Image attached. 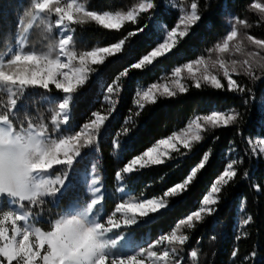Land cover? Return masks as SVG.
Instances as JSON below:
<instances>
[{
  "label": "trees",
  "instance_id": "obj_1",
  "mask_svg": "<svg viewBox=\"0 0 264 264\" xmlns=\"http://www.w3.org/2000/svg\"><path fill=\"white\" fill-rule=\"evenodd\" d=\"M188 1L197 3L198 14L203 19L190 29L192 35L180 43L179 51L161 59L150 70H131L128 76H121L119 81L116 77L124 68L146 54L157 40L162 42L165 32L177 26L179 9L170 4L171 0H152L153 9L141 13L135 23L126 22L119 31L104 30L90 20L83 24H71L74 40L70 42L69 49L79 52L107 46L128 32L149 26L156 18L155 25H152L156 35L149 38L141 33L131 37L126 52L109 58L104 65L93 66L97 71L90 73L85 85L79 86L77 92L71 94V124L67 127L73 128V131H63L66 126L61 115L58 117L59 124L53 123L52 118L59 112L60 98L63 96L54 85L47 90L30 86L21 94L18 84H0V117L9 120L8 115L16 107L15 116L9 120L16 132L23 129L20 133L23 134L29 129H36L45 137L57 140L83 130V124L95 118L93 112L109 118L101 126V131L94 134L92 144L81 149L82 156L74 160L72 166H54L45 173L51 178L60 176L63 179H66V174H71V187L63 197L64 203L60 204V209L72 198H85L90 203L88 180L92 172L96 173L103 188L102 206H97L104 217L102 221L124 200L141 201L160 196L166 188L186 177L190 169L207 154L209 159L205 162V168L198 173L194 185L178 202L170 201L171 208L167 214L149 219L144 224H140V221L145 218L137 215L139 227H123L120 233L131 239L132 246L125 247L121 252L135 250L138 253L141 247L147 248L151 243L153 251L169 250L170 264H264V155L253 145L257 139L264 141V129L259 126L264 118L261 114L264 72L252 76L233 75L237 84L245 88L243 93L228 91L227 82L222 84V89H215L205 82L197 89L194 83L187 82L188 91L178 92L176 97L158 96L156 104L146 103L143 110L134 103L137 91H144L152 83H162L171 76L175 67L209 55L212 52L209 50L214 51L215 45L222 42L233 27L242 24L241 21L248 22L247 33L250 36L264 40V17L252 9V5L260 0ZM140 2L79 0L85 5V10L100 12L128 11ZM161 4L165 6V15H161L158 7ZM30 10L32 0H0V59L5 57L4 53L9 47L16 45L28 26L31 17L23 13ZM18 18L22 19V24H18ZM54 19L55 15L47 23H38L31 29L24 49L26 53L44 55L50 44L57 43ZM7 58L10 57H5V63ZM52 58H55V53ZM5 75L0 73V77ZM8 78L12 80L16 77L9 75ZM113 84L116 91L107 93V86ZM14 95L19 97L18 104L13 99ZM213 111L232 115L235 120L228 126L213 128L207 125L203 129V139L196 142L187 155L173 153L175 159L140 170L135 182H130L134 174L123 172L126 163L158 139L184 129L195 118L211 115ZM184 151L181 149V152ZM233 161L235 164L231 170L237 175L227 185H221L218 194H214L217 204L210 206L214 209L212 215L202 213L203 219L193 221L192 227L179 225L180 219H186L192 211L204 207L202 197L210 192L211 185L228 170V164ZM118 172L119 176L116 175ZM43 199L44 205H28L25 210L32 216H43L44 220L58 218L55 215L59 210L55 207L56 200ZM1 205L0 211H3L8 201L2 200ZM35 226L50 230V224L43 222L35 223ZM172 231L189 239L183 245H169L166 241L155 243L161 235H170ZM192 251L197 252L195 258L191 256Z\"/></svg>",
  "mask_w": 264,
  "mask_h": 264
},
{
  "label": "snow or ice",
  "instance_id": "obj_2",
  "mask_svg": "<svg viewBox=\"0 0 264 264\" xmlns=\"http://www.w3.org/2000/svg\"><path fill=\"white\" fill-rule=\"evenodd\" d=\"M158 7L161 9V15H165V6L161 4ZM252 7L264 13V4L257 3ZM153 8L152 0H141L128 11L102 12L85 10V5L78 3L77 0H70L63 6H60L59 0H32V10L23 13V15L31 17L27 27L31 28L33 22L37 20L43 23L42 14L54 12L58 17L55 24L61 28V38L58 43L50 44L48 52L44 55L22 53L20 50L13 52L9 47L4 56L9 57L10 55V58H7L6 63L0 59V73H6L5 76L0 77V84H18L21 94L30 86H39V88L47 90L50 85H54L55 89L67 95L61 97L60 111L52 118L53 123L59 124L58 117L63 114V122L66 126L63 131H73V128L67 127L71 124L68 111L70 101L73 100L71 94L76 93L79 86L85 85V82L89 80L90 73L97 71L93 66L104 65L109 58L126 52L131 37L141 33L149 38L156 35L152 30L156 18L150 22L149 26H141L128 32L126 36L107 46L94 47L91 50L79 52L69 49V44L74 40V36L65 31L68 24H83L90 20L104 30L119 31L126 22L135 23L141 13H148ZM202 19L198 14L197 3H191L190 11L179 16V23L183 25V30L178 31L177 27H171L166 37L162 38V42L157 40L155 46L151 47L146 54L124 68L116 80L119 81L121 76H128L131 70H150L156 67L161 59H166L174 52L179 51L180 43L192 35L190 29L197 26ZM22 23V19L18 18V24ZM236 37L237 31L233 27L227 33L226 39L215 45V50L221 53L228 52L229 42ZM248 38L252 40L251 36ZM253 43L264 48L262 40H253ZM236 50L240 51L239 46ZM209 51H213V49ZM53 53H55V58H52ZM255 55L259 56L260 53L257 52ZM218 63L220 68L224 69L223 75L227 78V90L243 93L245 88L239 86L232 78L225 61L219 60ZM237 63L235 60L231 61L233 73L236 72L235 65ZM243 63L248 66V75L252 76L250 62L245 60ZM194 66H203L204 71L207 72L208 65L204 57L185 63L182 67L177 66L172 72L173 86L152 83L146 90L136 92L137 99L134 103L143 110L146 103L156 104L158 96L172 98L176 97L178 92L186 93L188 89L180 79L184 70H187L190 78L195 81L197 89L201 88V80L210 83L215 89H222L221 81L215 75L197 76L193 71ZM259 66L264 68V64ZM9 75L16 78L9 80ZM11 91L12 89L9 88V92ZM115 91V84L107 86V93L112 94ZM13 99L18 104L19 97L14 95ZM15 109L16 107L8 115L9 120L10 117L15 116ZM261 114L264 117V105L261 106ZM137 115H140V112H137ZM92 116L95 118L90 123H84L83 130L75 131L74 135H65L64 138L58 140L35 135L31 129L27 134L13 136L3 124H0V201L6 199L11 205L9 210L0 211V264H100L101 261L103 264H145L144 259L139 258L145 252L149 258H154L152 264H170L169 250L153 251L151 243L147 248L141 247L136 254H121L118 251V246L127 239V236L109 235L113 233L114 229L121 228V223L115 219V215L122 213L125 217L124 225L139 227L137 213L139 217L145 218L140 221V224L167 214L171 208L170 201L178 202L190 191L198 178V173L205 168V162L208 161L209 156L205 154L203 160L192 167L186 177L166 188L160 196L146 198L140 202L124 200L123 203L117 204L115 212L107 215L106 223L102 222L104 217L97 207L102 205L98 199H91V202L88 203L85 198H72L68 200L63 209H60V204L64 203L63 197L68 194L71 187V174H66V179H62L60 176L50 179L46 178L43 173L52 170L54 165L72 166L74 160L82 156L81 149L92 144L94 134L100 132L101 126L105 125V121L109 119L99 112H93ZM202 119L205 125L216 128L230 125L235 117L213 111L211 115H205ZM199 120V117L193 120L180 133H173L166 138L158 139L152 146L126 163L123 172L134 174L130 182H135L136 174H139L140 170L160 166L167 160L175 159L173 153L187 155L193 149L194 144L203 139L201 135L203 129ZM259 126L264 129V118L259 122ZM17 132L22 133L23 129ZM181 149L185 151L181 152ZM233 164L235 161L228 164V170L219 176L211 185L210 192L202 197L204 207H201L199 211H192L186 219H180L179 225L192 227L193 221L199 222L203 219L202 213L212 215L214 209L210 206L217 204L214 194H218L221 191L220 186L227 185L237 175L235 171L231 170ZM116 175L119 176L120 173L118 172ZM93 191L99 193L100 189L94 188ZM50 197L56 198L55 207L59 210L55 215L58 218L44 220V217L41 216L36 221L29 222L31 213L25 210L26 207L28 205H44L45 199L43 198ZM17 207L20 211L15 210ZM105 214L107 213L105 212ZM49 215L51 216V214ZM20 222H23V225ZM40 222L50 224V230H42L41 227L35 226V223ZM67 224H70V227L65 230L62 236H57V228ZM86 229L94 230L93 246L88 251L72 254L69 248L71 239ZM188 239V236L178 235L176 231H172L170 235H161L155 243L160 244L166 241L169 245H183ZM172 251L175 252V249ZM232 255L235 256L236 253L233 252ZM191 256L195 258L197 252L192 251Z\"/></svg>",
  "mask_w": 264,
  "mask_h": 264
},
{
  "label": "rangeland",
  "instance_id": "obj_3",
  "mask_svg": "<svg viewBox=\"0 0 264 264\" xmlns=\"http://www.w3.org/2000/svg\"><path fill=\"white\" fill-rule=\"evenodd\" d=\"M68 2H70V0H59L60 6H63L65 3H68ZM77 2L79 3V0H77ZM191 3H193V1H188V0H178V1L177 0H171V2H170V4L173 5V7H176V8L179 9L180 16L183 15L186 11H190ZM257 3L264 4V0H260ZM257 3H255V4H257ZM252 9H254L257 13L261 14L264 17V13H261L258 9H255L254 7H252ZM54 15H55V19H54V22H55L58 17L56 16V14L54 12L53 13H45V14H42L43 23H41L40 20H37V21L33 22L31 28L26 27V29L24 30L23 34L20 35L16 45L12 48L13 52L16 51V50H20V51H22V53H26L24 51V49H25V46H26L27 37H28L31 29L38 23L39 24H45V22L47 23L48 19L53 17ZM247 25H248V22L244 21L242 24H238V25L235 26V29L237 31V37L233 41L229 42V51L228 52L221 53L218 50H214L209 55L204 56L206 64L208 65L207 72L204 71L203 66H194L193 71L196 73V75L197 76L215 75L217 77V79H219L221 81V84H224L225 82H227V78L224 77V75H223L224 69L220 68L219 63H218L219 60H224L225 61V64L228 67V70H229L230 75L232 77L235 74L248 75V72H247L248 66L243 63V61H245V60H248L250 62L251 66H252L253 75L259 74L261 72H264V68H261L259 66L260 64H264V59H262V57H264V48H261L260 46H258V45L253 43V40H262V41H264V40L263 39L253 38L252 36H251L252 40H249L248 37L250 35L247 33ZM176 27H177L178 31L183 30V25H180L179 22H178ZM55 29H56V33H57V38H58L57 39V43H58V40L61 38V28H58L56 26V24H55ZM65 31L68 34L72 35L71 24H68V28ZM168 31H170V30H168ZM168 31L165 32V36L164 37H166V34H167ZM237 46H239L240 51L236 50ZM257 52L260 53L259 56L255 55V53H257ZM9 57H10V55H9ZM4 59H5V57L3 58V60ZM62 59H64V58H62ZM233 60L238 62L235 65V67H236V72L235 73H233L231 71V69L233 67V65L231 64V61H233ZM4 62H5V60H4ZM257 62H259V63H257ZM182 66H180V67H182ZM173 79H174V77L171 74V76L168 79L164 80L159 85H161V86L168 85V86L171 87V86H173L172 85ZM180 79H181V83H183L185 86H186L187 82H192V83L195 84V81L190 78L187 70H184L181 73V78ZM202 82H204V81L201 80V83ZM63 95H67V94H63ZM61 102H62V99L60 98V103ZM68 111H69V115H70V108H69ZM61 117H62V120H63V114H61ZM196 119L197 118H195L194 120H196ZM199 122L202 125V129H205L207 127V125L204 124V121H203L202 117L200 118ZM0 124H3L5 126V128H6V130L11 132L13 136H15L17 134H20V133H17L14 130L12 123L9 120L5 119V118H1L0 117ZM188 124H187V126H188ZM187 126L184 129H186ZM184 129H182V130H184ZM31 130H32V132L35 135H38V136H41V137H45L44 133H42V132H40V131H38L36 129H31ZM182 130H180L178 132H175V133H180ZM27 132H25L23 134H27ZM202 133H203V130L201 131V135H202ZM253 145H254V148L256 150H258L259 152H261L264 155V141H261V140L257 139V140L254 141ZM127 174H129V173H127ZM43 175H45L46 178H50V179H55L56 178V177L55 178H51V176H48L45 173H43ZM93 181H95V183H93ZM94 188H99L100 192L97 193V192L93 191ZM88 191L91 194V199H98L102 203L103 188H102V185H101V182L99 180L98 175L96 173H94V172H92L90 174V176H89ZM50 198L52 199V201L56 200V198H54V197H50ZM130 201L131 202H140V201L133 200V199H131ZM25 203H27V202H25ZM1 206L2 205H1V201H0V207ZM30 206H34V205H30ZM10 208H11V205L8 204L7 208L3 209V210H9ZM15 210L16 211H20V209L18 207ZM129 215H131V213H129ZM136 215H139V214L137 213ZM38 218H39V216L30 215V221L29 222H34ZM124 218L125 217L123 216L122 213H116L115 219H117L121 223V228L120 229H114L113 233H111L109 235L122 234L120 232L123 229V227L128 226V225H124L123 224V219ZM106 221H107V218H106L105 221H102V222L106 223ZM20 224L23 225V222H20ZM130 246H132V241H131V239L127 238L126 240H124L118 246V251L121 254H123V255L136 254L137 252L135 250H132V251L130 250V251H127L125 253L121 252L125 247H130ZM139 258L144 259L145 264H152V260L154 259V258H149L147 256L146 252L143 254V256H141Z\"/></svg>",
  "mask_w": 264,
  "mask_h": 264
},
{
  "label": "clouds",
  "instance_id": "obj_4",
  "mask_svg": "<svg viewBox=\"0 0 264 264\" xmlns=\"http://www.w3.org/2000/svg\"><path fill=\"white\" fill-rule=\"evenodd\" d=\"M70 227V224L63 225L57 228V236H62L65 230ZM95 241V233L92 229H86L85 231L78 233L71 239L69 248L72 254H79L91 249ZM103 264V261L100 262Z\"/></svg>",
  "mask_w": 264,
  "mask_h": 264
}]
</instances>
